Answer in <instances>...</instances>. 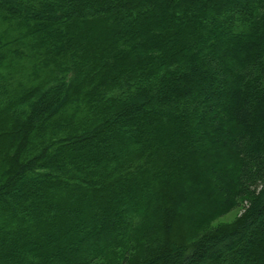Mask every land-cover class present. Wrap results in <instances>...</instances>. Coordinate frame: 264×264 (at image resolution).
Segmentation results:
<instances>
[{"label": "trees", "instance_id": "obj_1", "mask_svg": "<svg viewBox=\"0 0 264 264\" xmlns=\"http://www.w3.org/2000/svg\"><path fill=\"white\" fill-rule=\"evenodd\" d=\"M0 130V264H264V0H0Z\"/></svg>", "mask_w": 264, "mask_h": 264}, {"label": "rangeland", "instance_id": "obj_2", "mask_svg": "<svg viewBox=\"0 0 264 264\" xmlns=\"http://www.w3.org/2000/svg\"><path fill=\"white\" fill-rule=\"evenodd\" d=\"M92 35L93 36H88L86 38L84 37V41H85L84 45L85 46L88 45L89 43H91L93 41V39L96 41V37L102 40L103 37L107 35V32L104 33V31L102 29H99L98 27H96L94 29V33ZM28 53H29V56L23 57V62L21 61L22 59H20V62L22 63V65H25L26 67L24 66V68H20V67H22V65L15 66L16 69H18V70L22 69V71H25V73H29V71L32 72L34 70V67L30 66V65H33V63L36 60V57H32V54L30 52H28ZM8 58L9 57H7V60H8ZM2 132H3V130H0V133H2ZM2 159H3V155H2V150L0 149V161ZM198 180H199V178L196 179V181H198ZM201 181H202V179H201ZM207 189L208 190H206V189L201 190L202 192L199 193V198H198L199 206H204L205 203L210 201L209 188H207ZM248 204H249V201L247 200V198H241V199L237 200L235 205L230 210L226 211L225 213H222L220 215L213 214L212 217H210L206 221L203 220V222L196 225L198 236L195 235V237H199L203 233L215 230L217 228H222V227H224V226H226L232 222H235L236 220H238L243 215ZM104 238H105V235H104ZM192 239H194V237ZM129 246L132 248L131 245H129ZM142 248H143L142 246L135 245V248H132L130 252L128 251V253H127L128 255H126L125 251H123V250L117 251V252H111L108 254L107 257H104L103 259H98L93 264H137L136 262L140 261L139 258L142 256L141 254L143 253Z\"/></svg>", "mask_w": 264, "mask_h": 264}]
</instances>
